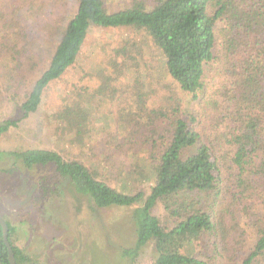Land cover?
<instances>
[{"label":"trees","instance_id":"16d2710c","mask_svg":"<svg viewBox=\"0 0 264 264\" xmlns=\"http://www.w3.org/2000/svg\"><path fill=\"white\" fill-rule=\"evenodd\" d=\"M104 1L78 0L46 68L15 115L0 122V138L37 111L48 85L75 64L92 26L144 30L161 51L175 88L166 105L144 109L139 116L161 125L152 126V137H147L150 151L160 152L149 165V193L117 192L100 180L96 165L89 169L80 160L84 152L65 159L40 148L0 149V179L16 177L21 190L35 191L33 201L69 190L95 210L139 204L132 214L135 246L120 253L132 263L150 241L153 264H264V0H154L151 8L137 1L112 13ZM7 3L0 8L6 10ZM3 10L0 65L6 70L4 82L16 85L26 66L21 50L32 34L16 11ZM27 53L26 61L31 59ZM103 87L91 94L84 88L69 94L55 113L78 151H84L93 119L90 108L102 97ZM182 94L191 96L194 108L185 107ZM158 203L170 224L153 213ZM4 221L16 264H34L14 245L16 228ZM7 257L0 225V264H9Z\"/></svg>","mask_w":264,"mask_h":264},{"label":"rangeland","instance_id":"374dc122","mask_svg":"<svg viewBox=\"0 0 264 264\" xmlns=\"http://www.w3.org/2000/svg\"><path fill=\"white\" fill-rule=\"evenodd\" d=\"M3 1L8 2L6 10H0L16 11L32 35L21 50V60L26 66L16 85L9 80L4 82L6 70L0 65V122L15 115L16 106L23 102L33 82L46 68L58 33L78 6V0H0V4ZM137 1H143L148 8L154 3V0H105L104 3L106 11L112 13ZM27 50L31 57L28 61ZM171 82L161 51L144 30L92 26L75 64L48 85L35 113L3 134L0 149L40 148L57 151L65 159L81 157L84 152L85 157L80 160L89 169L96 165L100 180L117 192L148 194L153 185L152 181H146L149 165L156 163L160 152L150 151L147 137H152V126L160 122L139 116L144 109L153 111L167 104L166 97L171 90L175 92ZM102 86L105 89L102 97L90 108L93 119L91 127L86 129L84 151H78L55 113L69 94L82 88L91 94ZM14 93L17 96L13 99ZM183 98L188 110L195 107L191 96L183 95ZM155 139H161L160 132ZM166 140L167 136L165 143ZM106 145L111 146L105 153ZM125 164L129 166L126 183L122 177ZM16 180V177L0 179V217L16 228L11 239L34 259V264L154 263L150 241L133 263L120 257L122 251L135 246L136 224L132 214L139 204L95 210L86 198L72 197L69 190L33 201L35 191L21 190L22 183ZM3 194L7 195V201ZM153 213L162 223L170 224L162 203L155 206Z\"/></svg>","mask_w":264,"mask_h":264},{"label":"water","instance_id":"95a60500","mask_svg":"<svg viewBox=\"0 0 264 264\" xmlns=\"http://www.w3.org/2000/svg\"><path fill=\"white\" fill-rule=\"evenodd\" d=\"M0 225L2 227V239H3L5 247L7 248L8 262H9V264H16L12 248L8 242V239H7V225H6L5 221L3 220V218H1V217H0Z\"/></svg>","mask_w":264,"mask_h":264}]
</instances>
